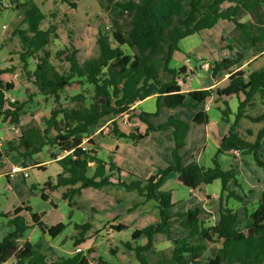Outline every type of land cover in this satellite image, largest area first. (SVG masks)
Wrapping results in <instances>:
<instances>
[{"label": "trees", "instance_id": "16d2710c", "mask_svg": "<svg viewBox=\"0 0 264 264\" xmlns=\"http://www.w3.org/2000/svg\"><path fill=\"white\" fill-rule=\"evenodd\" d=\"M70 4L75 6L74 2ZM259 5H264V0H119L115 2V7L125 14L131 25L127 35L123 36L114 28L109 31L99 29L95 38V53L83 59L69 41L68 45L55 53V59L60 63L57 64L46 48L53 30L40 27L46 15L32 2L15 3L13 9H22L23 14L21 26L14 28L11 35L18 40L22 71L36 93L51 98L54 104L49 114L40 118L41 127L33 124L25 126L20 122L23 102L11 99L8 90L13 89V85L0 80V122L16 126L19 131L15 138L7 141V147L0 151V157L6 155L5 152L13 151L23 160L33 159V155L43 147L53 148V152H48L49 157L55 159L59 171L40 189L52 192L64 187L60 197L70 208L75 205L74 196L89 187L101 189L116 186L126 191H136L144 201L154 200L159 220L135 228L130 233V240L121 243L127 250L133 251L138 264H150L151 257L152 264H264V151L260 145L264 139V125L254 134L249 129L245 134L238 130L241 118L254 123L264 121V62L255 69H237L230 73L223 87L191 91H182L179 84V79L187 75L185 67L169 66L172 54L179 50V41L183 37L210 29L220 19L232 21L249 45L260 47L257 38L248 33L254 26L235 18L240 8L251 10ZM124 46L135 47L137 53H127ZM29 59L34 60L31 70L27 69ZM241 60L242 54L235 52L233 57L214 61L210 67L211 76L214 78L218 72L231 69ZM8 71L0 69V74ZM66 88H76L78 91L64 97ZM153 95L156 96L155 112H135L130 108L135 101ZM210 97H213L214 103L222 104L219 113L227 123V132L219 142L212 166L204 167L194 159L183 165L180 150L185 144L189 123L169 115L155 127L146 117L156 116L160 107L195 108ZM232 97L236 101L234 111L227 100ZM258 105L263 110L255 113ZM248 108L253 113H247ZM122 113H128L129 119L137 117L146 126L144 131L134 128L126 134L118 130V120L110 121L109 127L118 138L130 139L133 143L145 138L151 130L172 127L174 145L166 167L142 177L99 157L90 147L94 143L89 138L85 141L86 148L80 147L91 126L105 116L116 117ZM231 114L232 120L228 117ZM207 118V113L199 110L192 122L203 124ZM246 135L254 136L253 140ZM235 149L241 158L249 155L263 172L259 201L247 212L248 222L243 229L238 227L237 210L229 205L231 200L243 202V195L238 192L241 186L236 178L237 172L232 164L223 168L216 157L218 153ZM90 169L92 172L89 175ZM171 171H176L177 181L191 190L219 181V192L215 198L217 219L208 222L200 206L189 208L179 216L177 223L181 227V234L172 239L169 250L153 249L150 255L142 256V252L153 247V235L168 232L165 226L169 217L165 210L173 205L171 194H157L156 190ZM6 180L8 182L9 175H6ZM231 183L234 188L229 187ZM31 190H34V186H31ZM41 198L46 199L43 195ZM211 199L208 196V200ZM47 201L50 206L56 207L50 198ZM44 214V211L31 212L30 206L24 204L7 212L0 210V221L12 227V231L0 240V264H113L103 256L90 257L92 248L49 261L28 240L18 243V239L30 227H37L51 238L61 233L66 224L57 222L46 225L42 220ZM103 223L116 232L127 228L122 223L111 224L109 220ZM92 227L89 219L73 223L74 233L69 238L75 248L88 237L99 233V229ZM87 232H91L90 236H86ZM139 238H144L145 243L139 244ZM132 243L135 245L132 246ZM215 244V251L207 254L208 248Z\"/></svg>", "mask_w": 264, "mask_h": 264}, {"label": "rangeland", "instance_id": "374dc122", "mask_svg": "<svg viewBox=\"0 0 264 264\" xmlns=\"http://www.w3.org/2000/svg\"><path fill=\"white\" fill-rule=\"evenodd\" d=\"M116 1L119 0H0V69L10 70L8 72L0 74V80L6 83H11L13 85V89L8 90V96H10L11 99H17L20 102H23L22 111L20 112L21 124L25 126L27 124H33L41 127L40 118L49 114V110L53 107L54 102L51 98H44L42 95L36 93L35 87L30 84L22 71L23 63L19 61L20 49L18 40L16 37H13L11 35V32L14 28L21 26L20 22L23 14L22 9H13L15 3L21 4L23 2H32L36 4L39 9L46 15V18L41 22L40 27L44 29L51 28L53 30V33H51L50 35V41L46 48L50 52L54 62L60 64L58 59H55V53L63 49L64 46L68 45L69 41L78 49V56L83 59L95 53V38L99 29H105L109 31L111 28H114L119 30L123 36L127 35L128 31L131 28V25L128 22V18L125 16V14L116 9ZM70 2H74L75 6L71 5ZM261 10L264 12V9ZM240 20H251L256 25H258L256 17L253 15V13L242 12ZM219 25L221 26V23ZM219 27H215V29L212 31L214 32L212 35L209 31H203L200 34H202L203 37L209 38V40L214 39L215 41H219L225 35L221 33ZM262 27H264V24L262 25ZM255 31L256 30H254V32ZM239 36V32L234 29L233 31L229 32L222 41H225L229 44H234V46L237 48H241L245 45V43L239 41ZM124 48L129 54L137 53V49L135 47L124 46ZM263 62L264 54L260 56L256 60V62L250 66V68H258L263 64ZM33 63L34 60L29 59V68L27 69L31 70L33 68ZM76 91H78V89L76 88H66L64 90L63 96H70ZM29 94L34 95L30 96ZM63 102L66 103L65 101ZM211 105L213 106V109L211 111L212 116L217 114L219 108H222V105L220 103H212ZM261 107V105H258L254 109V111H256L255 113H259L260 111H262L263 109ZM246 112L253 113L252 109L250 110L249 108L246 109ZM262 125H264V121L254 123L245 118H241L238 122V130L242 134H245L246 129H249L254 134V132ZM11 126L12 125H9L7 123L0 122V150L6 149L7 141L15 138L19 133L16 126H14L15 130H12ZM246 137L249 140H253L254 138V136L252 137L248 135H246ZM115 140L120 142L122 153L130 152L131 156H136L137 152L138 157H144L145 153L148 152V148L145 146V143H141L142 145H140V147L138 146L137 148H134L131 146L133 142L130 139L115 138L111 135H107L101 139L102 143L104 144L114 143ZM153 140L154 137L148 139V141L151 143ZM163 144H165V142H163ZM97 148L99 155H106V148L103 145L97 144ZM5 154L9 159L11 158L10 160L14 161V165L17 164L16 166H24L26 165V162H32L31 159H27L24 162V160L13 151L5 152ZM219 155L220 154L218 153L217 156ZM123 156L124 155L118 153L115 156L117 159L116 161L118 162L120 159H123ZM127 156L128 155L126 154L124 158H127ZM40 157L41 155L35 154L34 159ZM238 158L240 159L241 156H238ZM252 165L254 166L256 173L246 167L243 168V175H241V173H238L237 176V180L240 183L242 182L243 184V188H241L243 189L242 192L245 196H248L246 203L241 204L233 200H231L230 202V205L232 207L235 206L236 210H238V227L240 229H243L245 224L248 222L246 214L253 208L252 201L255 199L254 193H257L256 195H259V198L261 193L257 185L261 180L257 182L256 177L261 178L263 172L262 169L257 165L253 163ZM55 167V163H52L50 165H47L46 171L42 172V170L40 169L28 166L25 170L27 176L24 177L22 173H17L15 177L9 180V186L7 185L6 178L0 175V209L3 211H10L14 207L21 205V202H23L24 205H28L31 207V212H39L45 210L44 212L46 214L44 215L43 220L47 225H52L57 221L62 220L69 210L67 203L60 197L61 192L64 191V187H59L52 192L46 191L51 195V199H53V201L58 204V207L56 209L49 208L47 202H45L43 198L39 197V192L31 190L32 185L34 186V189H40L44 183L43 181H47L48 179H50V175L54 177ZM250 174H253L252 178ZM171 184L172 183L168 180L164 184L162 189L156 190V193H167V189H170V187H172ZM230 186L234 188L232 184ZM239 190L240 189H238V191ZM92 192H98L101 195H105V198L111 204L110 210H107L102 205L101 208L100 206L97 207V212L106 210V212L104 213L106 217H116L117 221H120V223L127 226L128 229L142 228L159 220L157 207L154 200L144 201V198L139 196L136 191H126L125 189L116 186H107L101 189L91 188L84 190V194H82L81 192L80 195H75L73 198V200L75 201V205L73 208L75 210V217H77V215L82 212L86 213V215L90 217V219H93L92 215L95 214L96 210L92 211L91 208L93 206V208L95 209L96 205L98 204H96V202L91 199H85L87 197H91ZM216 194L217 192H215L210 197L215 199L217 196ZM117 200H120L121 202H118ZM135 204H137L136 207L126 210L128 208H131ZM178 206L184 208L185 204H177L176 207ZM173 211V208L169 210L170 213H172ZM203 212L205 215H207L208 222L216 221V203L213 205H205L203 208ZM93 221L96 223V227L101 230V236H107V238L106 240L101 241L103 245H101L102 243L99 242L96 246L94 245L95 241L94 243H92V245H90V248H92V250H97L95 253H91L92 256H103L104 258L109 259L114 264H138V261L133 252L125 249V247H123L120 243L119 245L116 244L117 240L122 241L124 240V238L126 239V235L127 239L130 240L127 228L119 232L118 235H121L120 237L117 236L114 240L111 241V237H113L115 233L112 229H110L107 223H102L98 220ZM171 223L172 222H170V224ZM11 231L12 227L7 226L4 221H0V240ZM180 234L181 230H169L168 232L161 235V239H164V241L166 240V238L173 239V237H176ZM26 236L30 237L33 241L36 239L37 235L27 233ZM66 236L64 237V240L62 242L65 241V239L67 238ZM55 241L56 239L53 240V242ZM17 242L20 243L21 239ZM69 242L71 245L60 248L63 249L61 251L63 254L69 255V252H72L71 254L74 253L75 248L72 247L71 241ZM66 243H68V241H66ZM108 243L112 244L109 248L106 246ZM160 245L161 243L158 246ZM216 246V244L210 246L208 248L207 254L215 251ZM168 250L169 248H167L165 251ZM81 251H83V249H81ZM151 252V250L145 251L142 252L141 255L148 256L151 254ZM152 263L153 258L151 257L150 264Z\"/></svg>", "mask_w": 264, "mask_h": 264}, {"label": "crops", "instance_id": "0c3cea01", "mask_svg": "<svg viewBox=\"0 0 264 264\" xmlns=\"http://www.w3.org/2000/svg\"><path fill=\"white\" fill-rule=\"evenodd\" d=\"M263 6L264 5H261V6L259 5V6H256L255 9H251V10L240 8L237 16L235 17L236 20L239 22H244V23L254 26V28L250 29L248 33L257 38V45H259L260 47L249 45L248 41L241 37L242 31L238 29L232 21L222 20V19L218 20L217 23L212 28L202 30L198 33H193L191 35L183 37L179 41V45H178L179 50L173 52L172 57L169 62V66L171 68H179L181 66L185 67L187 75L184 76L183 79L181 78L179 79V84H180L182 91L208 89V88H214L215 86L223 87L226 84L227 76L230 73L236 71L237 69H255V68H250V66L253 63H255L256 60L260 56L264 54V51H262L264 48V46L262 45V42H264V27H262V25L264 24V12L261 10V9H264ZM242 12L253 13V15L256 17L258 25H256L251 20H240V16ZM220 23H221V26L219 25ZM217 26L218 27L220 26L219 28L221 30V33L225 34L219 41H215L214 39L209 40V38L203 37L202 34H200L203 31H209L210 34L212 35L214 33L212 31ZM234 29L239 32V35H240L239 41L245 43V45L241 48H237L234 46V44H229L225 41H222L223 38L226 35H228L229 32L233 31ZM254 30L256 31L254 32ZM235 52H240L242 54L241 62L239 64H235L231 69L218 72V74L213 78L211 76V69H210L213 62L220 60L223 57H228V56L233 57ZM227 100L229 102L230 108L233 111L236 105L235 98L232 97V98H228ZM212 103H214L213 97H210L208 100L201 103L195 108L187 107V106H178L175 108L160 107V109L158 110V114L156 116L146 117L147 120L155 127L163 123L168 118L169 115H173L174 117L185 120L189 123V129L187 130L186 137H185V144L180 150V153L183 154V158H182L183 165L187 164L188 162L194 159L199 165H202L204 167L212 166V159L216 153L219 142L221 138L227 132V123L221 118L219 110L217 111L216 115H213V116L211 115V111L213 109V106L211 105ZM219 103L220 102H216L214 104H219ZM206 107H208V109H206ZM130 108L134 110L135 112L141 111L145 113H153L156 110V96L153 95L143 100L135 101L131 105ZM199 110L205 111L207 113L208 118H207L206 123L195 124L192 122L193 116ZM228 117L230 120H232V116H228ZM113 119L117 121L116 117H113L110 115L105 116L102 119H100L96 125H93L89 128V133L86 138L87 139L89 138L93 141L94 144L93 146H90V147H92L97 152L99 157L103 158L104 160L114 162L117 166H119L124 171L131 172L133 174L140 175L142 177H146L150 174H153L156 172L158 168H164L169 164L170 153L174 145L172 127H164L158 130H151L148 132V135L145 138L137 141L136 143H132L131 146L134 148H137L138 146L140 147V145H142L141 143H145V146L148 148V152L145 153L144 157H138L137 152H136V156H131L130 152L122 153V147H120L121 144L117 140H115L114 143H111V144L102 143L101 139L107 135H111V136H114L115 138H118L111 131L109 127V123ZM117 125H118V130L126 134L129 132H132L134 128H137L139 131H144L146 127L145 124L139 121L137 117H133L130 119L128 118L127 122L117 121ZM151 137H154V140L152 141V143L148 141V139H150ZM163 142H165V144H163ZM263 142H264V139H262L260 143L262 151H264ZM97 144L103 145L106 148V153H105L106 155H102V156L99 155ZM47 150L48 152L50 150L53 152L54 149L43 147L41 151L36 153L37 155H41V157L34 159L35 155H33V159H31L32 160L31 163L26 162L25 166H20V165L17 166L19 168H22L23 170L22 172H17V173H22L23 175V173H26L25 170L27 169L28 166L35 167L37 169L42 170L43 172V171H46L47 165L55 163L56 165L55 174H56L59 171V166L57 162L55 161V159H50L49 153L47 152ZM118 153L124 156L122 157L123 159H120L117 162L116 161L117 159L115 156ZM126 154L128 156L127 158H124ZM219 154H220L219 156H216L218 163L223 168H227L232 164L237 172L236 178L238 176V173H241V175H243V168H246V167H248L249 170L251 169L252 171L256 173L254 166L252 165V163L253 164L255 163L252 161L249 155L243 158H240L242 160L241 161L238 158V156H233V153L230 151L221 152ZM57 158H59V156H57ZM10 159L7 157V155L0 157V175L4 176L5 178H6V175H9V180L15 177V175L17 174V173H13L10 175L9 169L12 165H14V161ZM26 160L27 159H25L24 162ZM91 172H92V169L88 171V174L90 175ZM253 174H250L251 178L253 177ZM177 176H178V173L176 171H171L167 175L163 184L158 188V189H162L164 184L168 180L172 183L171 184L172 187H170V189H167L166 191L171 194V200L173 202V205L165 210L166 215L169 217L168 223L165 226L167 231L181 230V227H179L177 223L180 214L184 213L189 208H193L196 205L200 206L203 210L205 205H210L209 204L210 200H208V196L213 195L215 192H217L218 194L219 187H220L219 181L216 180L210 185L202 186L200 189L191 190L181 185L177 181ZM50 177H53V176L50 175ZM262 177L261 178L256 177L257 182L259 180H262ZM9 180L7 182V185L9 184ZM231 184H229L230 188H232L230 186ZM257 185L261 191L262 189L261 181L258 182ZM240 186H241L240 188H243L242 182L240 183ZM91 188L92 187L82 189L81 190L82 194H84V190L91 189ZM242 190L243 189H240L238 192L241 195H243V202L241 204H244L246 203L248 196H245ZM34 191L39 192V197L43 195L44 198H46L44 199V201L47 202V204H48L47 198H50V199L52 198L51 195L46 192L47 190L43 191L40 189H34ZM91 194H92L91 197L89 198L87 197L85 199L86 200L91 199L94 202H96V204H98L96 205L95 209L93 208V206L91 208L92 211L96 210L95 214L92 215L93 219H90V217H88L86 213H82V212H80V214L77 215V217H75L74 216L75 210L73 209L74 207L72 208L68 207L69 210L64 216V218L60 221H57V222H64L66 224L65 228L61 231L59 235H57L54 238H51L46 233H43L42 231H40L37 227H30L24 232L23 237L20 238L21 241L28 240L30 243L33 244L34 247H38L40 251L46 255L47 260L51 261V260H56L57 258L61 256H68L66 254H63L61 252L63 249H60V248L71 245L69 241H71L72 243V240L69 237L71 236V234L74 233L73 223H82L86 221L87 219H89L90 222L93 224V227H92L93 229H98L95 225L96 223L93 220H98L99 222H102V223L103 221H106V220H109L111 224L120 223V221H117L116 217L114 216L111 218L106 217L104 215L106 210H101L97 212L98 211L97 207L100 206L101 208L102 205L107 210H110L111 204L107 201V199L105 198V195H101L98 192H92ZM254 194H255V199H254L255 201L254 200L252 201L253 208L255 207L256 203L259 201V195H256L257 193H254ZM51 200L54 204H56V207L53 208L52 206L48 204L49 208L56 209L58 207V204L55 201H53V199ZM230 202H229V205H230ZM182 203L185 204L184 208L179 207V206L176 207L177 204L180 205ZM21 204H23V202H21ZM172 208L174 211L170 213L169 210ZM233 208L236 209L235 206ZM126 210H129V209H126ZM4 212H7V211H4ZM44 215L42 217V220L44 218ZM170 222L172 223L170 224ZM132 230L134 229L127 230L129 237H130V233ZM100 231L96 236L88 237L85 240V242L78 245V247L83 249L84 252H87V250L90 248V245H92L94 241H95L94 245L96 246L99 242L102 243L101 241L106 240L107 236H101ZM119 232L114 231L115 234L113 237H111V241L114 240L117 236L118 237L121 236V235H118ZM27 233L37 235L36 239L32 241L30 237L26 236ZM90 234L91 232H87L86 236H90ZM163 234L164 232H160V233H156L155 235H153V238H152L153 247L151 248V251L153 249H162L165 251L167 248H170L172 239L166 238L165 240L166 242H165L164 239H161V235ZM65 236L67 238L65 239L64 242H62ZM178 236L179 235H177L176 237ZM54 239H56L55 242H53ZM127 240L128 239L126 235V239L124 238V240L122 241L117 240L116 244L119 245V243L121 244L122 242H125ZM66 241H68V243H66ZM137 242L142 245L145 243V239L139 238ZM160 243L161 245L158 246ZM101 245H103V243ZM110 245L112 244L108 243L106 246L109 248ZM134 245L135 244L132 243V246ZM72 247H74L73 244H72ZM96 251L97 250L95 249V251L93 250L92 253H95ZM129 251L133 252L131 250ZM71 253L72 252H69V255H72ZM90 257H97V256H92L90 254ZM105 259L108 262H111L109 259L107 258Z\"/></svg>", "mask_w": 264, "mask_h": 264}, {"label": "built area", "instance_id": "2783aa9c", "mask_svg": "<svg viewBox=\"0 0 264 264\" xmlns=\"http://www.w3.org/2000/svg\"><path fill=\"white\" fill-rule=\"evenodd\" d=\"M206 109H208V107H206ZM127 116L128 114L127 113H122V114H119L116 116V119L120 122H127ZM11 129L12 130H15L14 126L12 125L11 126ZM87 140V138H84L83 139V142L81 143V148L82 149H85L86 148V144H85V141ZM232 153L235 155V156H239V151L238 150H232ZM22 168H19L17 167L16 165H12L9 169V172H10V175L13 174V173H17V172H22ZM23 176L26 177V173H23ZM78 251H81L80 248H75V252H78Z\"/></svg>", "mask_w": 264, "mask_h": 264}, {"label": "water", "instance_id": "95a60500", "mask_svg": "<svg viewBox=\"0 0 264 264\" xmlns=\"http://www.w3.org/2000/svg\"><path fill=\"white\" fill-rule=\"evenodd\" d=\"M215 202H216V199H212V200L209 201V204L212 205Z\"/></svg>", "mask_w": 264, "mask_h": 264}]
</instances>
